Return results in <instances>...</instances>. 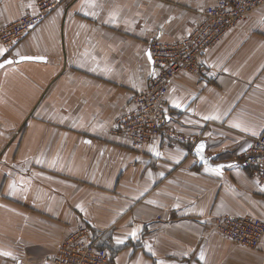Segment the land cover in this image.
<instances>
[{
  "label": "crops",
  "instance_id": "1",
  "mask_svg": "<svg viewBox=\"0 0 264 264\" xmlns=\"http://www.w3.org/2000/svg\"><path fill=\"white\" fill-rule=\"evenodd\" d=\"M212 0H67L0 68V264H48L80 226L111 264H264L213 232L264 222V183L241 164L264 135V6L169 86L168 128L134 151L116 133L153 72L148 44L186 38ZM35 11L0 0V29ZM199 142L214 170L193 155Z\"/></svg>",
  "mask_w": 264,
  "mask_h": 264
},
{
  "label": "built area",
  "instance_id": "2",
  "mask_svg": "<svg viewBox=\"0 0 264 264\" xmlns=\"http://www.w3.org/2000/svg\"><path fill=\"white\" fill-rule=\"evenodd\" d=\"M33 1V13L0 29V45L7 53L67 0ZM263 6L264 0H212L203 12V21L186 38L148 44L153 72L146 88L134 96L133 109L116 122V133L128 141L132 150H142L161 134L172 137L166 101L172 81L181 73L201 76L204 53ZM241 164L252 170L259 185L264 183V135L254 139ZM211 226L216 234L248 249H257L264 236V222L248 216L215 218ZM48 264H110V255L97 245L89 227L80 226L60 244Z\"/></svg>",
  "mask_w": 264,
  "mask_h": 264
},
{
  "label": "water",
  "instance_id": "3",
  "mask_svg": "<svg viewBox=\"0 0 264 264\" xmlns=\"http://www.w3.org/2000/svg\"><path fill=\"white\" fill-rule=\"evenodd\" d=\"M13 62L14 63H22V62H37V63H40V62H44V61L41 58L26 57V58H19V59H15V60L8 59L5 62L1 63L0 65L5 66V65L13 63ZM0 68H2V67H0ZM200 145L204 146L202 150L200 149ZM204 150H205V144L203 142H199L196 145V147L194 148L193 155L198 160L199 165L207 166V167H210L211 169H214V170H221L220 166H212L211 165V158H206L205 157Z\"/></svg>",
  "mask_w": 264,
  "mask_h": 264
},
{
  "label": "snow or ice",
  "instance_id": "4",
  "mask_svg": "<svg viewBox=\"0 0 264 264\" xmlns=\"http://www.w3.org/2000/svg\"><path fill=\"white\" fill-rule=\"evenodd\" d=\"M0 67H3V65H0ZM203 145H200V149L202 150L203 149Z\"/></svg>",
  "mask_w": 264,
  "mask_h": 264
},
{
  "label": "trees",
  "instance_id": "5",
  "mask_svg": "<svg viewBox=\"0 0 264 264\" xmlns=\"http://www.w3.org/2000/svg\"><path fill=\"white\" fill-rule=\"evenodd\" d=\"M110 260H111V258H110ZM111 264V263H110Z\"/></svg>",
  "mask_w": 264,
  "mask_h": 264
},
{
  "label": "rangeland",
  "instance_id": "6",
  "mask_svg": "<svg viewBox=\"0 0 264 264\" xmlns=\"http://www.w3.org/2000/svg\"><path fill=\"white\" fill-rule=\"evenodd\" d=\"M102 248V247H101Z\"/></svg>",
  "mask_w": 264,
  "mask_h": 264
}]
</instances>
